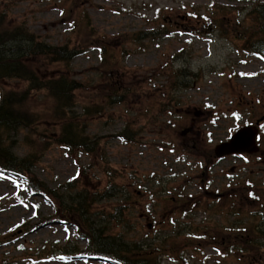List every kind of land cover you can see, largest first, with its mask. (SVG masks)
<instances>
[{
  "label": "rangeland",
  "instance_id": "obj_1",
  "mask_svg": "<svg viewBox=\"0 0 264 264\" xmlns=\"http://www.w3.org/2000/svg\"><path fill=\"white\" fill-rule=\"evenodd\" d=\"M255 2L0 0L2 19L12 26L23 25L53 45H76L80 41V31L71 32L74 20L80 27L87 24L89 33L91 28L90 39L99 40L95 43L101 42L103 35L109 38L108 56L113 61L109 65L115 64L117 82L126 90L129 87L128 90L139 91L129 94L126 102L114 109L104 108L100 115L88 118V133L99 139V150L92 154L80 149L68 152L52 141L59 125L44 110L43 93L34 92L32 109L26 108L29 116L41 119L42 124L37 127L38 133L28 129L25 138V130H18L14 153L24 157L33 152L37 159L33 173L51 188L65 193L67 199L81 186L100 190L110 182L122 185L118 198L103 201L97 207L109 210L121 200L134 202L135 207L125 214L132 228L123 229L119 222L113 221L111 231L122 230L127 237L137 240L149 235L146 241L154 245L170 236L168 241L172 244H164L161 252L165 255L159 256L162 264H246L249 256L242 261L237 259L222 241L243 242L242 238L247 237L230 231L231 225L258 224L264 230L263 216L257 213L264 208V122L260 125L263 131L257 154L227 156L218 161L215 146L227 141L238 127L258 118L264 120V59L242 49L243 41L236 38L240 33L235 26L252 24L247 14L255 4H264V0ZM221 7L230 11L227 19ZM232 22L233 38L225 34ZM140 31L153 34L139 45L120 41L121 35ZM97 46H89L87 52L73 59L69 70L73 78L88 82L87 89L91 90L107 83L97 70L100 67ZM122 65L125 69L119 70ZM174 69L188 70L197 76L182 77L187 87L177 90L175 97L166 103L171 108L157 113L156 90L168 83L173 77L169 73ZM25 86L21 80L6 79L0 92L22 90ZM45 127L47 130L43 131ZM125 127L130 130L128 138L122 135L127 141L119 136ZM185 129L189 131L183 134ZM105 164L119 172L115 179L105 173ZM155 176L159 182L162 178L167 180L164 184L170 191L161 193L162 198L158 196L160 189ZM247 182L252 186L255 183L253 189L261 191L260 199L241 194L239 188ZM72 184L76 188L67 187ZM228 185L233 188H227ZM175 196L183 197L182 201L174 202ZM228 196L233 198L227 199ZM201 202L218 203L223 208L221 214L193 210L195 203ZM149 205H153L151 217ZM164 207H168L165 219ZM228 210L238 216L230 215ZM186 211L190 215H185ZM54 213L51 203L32 195L23 179L0 172V264H116L105 257L61 254L54 250L70 241L75 247H86L85 241L78 240L73 226L44 220ZM24 224L29 229L17 233V229H24ZM215 226L217 239L214 234L210 236ZM43 244L49 249L48 255L39 257L36 249ZM180 246V253L171 252ZM254 256L264 260L260 250Z\"/></svg>",
  "mask_w": 264,
  "mask_h": 264
},
{
  "label": "trees",
  "instance_id": "obj_2",
  "mask_svg": "<svg viewBox=\"0 0 264 264\" xmlns=\"http://www.w3.org/2000/svg\"><path fill=\"white\" fill-rule=\"evenodd\" d=\"M219 9L227 19L230 11L222 7ZM247 17H251L252 24L235 25L240 33L236 37L243 39L248 50L264 54V4H258L252 8ZM86 27L89 26L85 24L80 27L76 20L74 32L80 31V41L76 45L66 43L59 46L46 42L23 25L12 26L0 17V87L6 79H17L26 83L22 90L1 89L0 92V170L26 179L27 187L32 192H38L49 199L55 207L54 218L72 223L80 237L86 241L85 252L112 258L119 264H162L159 256L165 255L161 252L164 244H172L168 241L170 236H166L161 244L154 245L150 240L127 238V232L122 230L118 233L111 231L113 221L119 222L123 229L132 228L133 224L125 218V214L131 207H135L134 202L121 200L112 204L109 210L97 207L103 201L111 202L112 199L118 198L117 192L123 189L122 185L110 182L100 190L81 186L67 199L65 193L49 187L33 173L32 169L37 161L33 152L20 157L13 151V145L16 143L15 136L19 129L25 130V138L29 135L28 129L32 133H38L37 127L42 124L41 119L33 120L29 116L30 111L26 108L27 106L32 109L30 103L35 99L32 94L34 92L43 93L44 110L50 112V117L59 125L57 134L54 136L55 140L52 137V141L71 152L80 149L85 154H92L99 150L98 137L91 136L87 132L88 118L100 115L104 108L114 109L125 103L129 94L139 93L138 88L133 91L128 90L130 88L127 87L126 90L124 86L122 87V83L117 82L114 76L115 64L109 65L113 63L108 56L110 39L103 35L101 42L95 43L99 40H91V28L89 33ZM218 27L221 31L223 30L221 20L218 21ZM152 34L151 31L126 33L120 36V41L137 45L142 39L149 38ZM225 34L233 38V22ZM91 45H98L102 49V62L98 71L100 74L103 73V78L107 82L96 90L87 89L88 82L77 80L69 75L72 60ZM128 53L130 52L126 51V54ZM121 69H125L124 65L119 70ZM174 73L182 72L176 70ZM169 87L177 88V82H170ZM163 94V91H157L159 104L156 108L157 113L168 108L166 105L168 98H164ZM46 130L45 127L43 131ZM123 131L121 135L124 134L128 138L130 130L125 127ZM105 167V173L111 180L118 176L117 170L107 164ZM67 187L73 189L76 188V184ZM103 221H107V224L102 225ZM258 226L257 224L240 228L239 234H245L247 237L242 238L243 242H236L237 245L233 243V252L237 259L242 261L249 256L250 260L245 259L246 264H264L261 257L254 256L255 251L260 250L264 253V230ZM69 248L73 251L79 250V248L71 247L70 244L58 250L68 253ZM181 250L182 246L176 247L171 252L178 254ZM37 251L39 256L48 253L45 246L39 247Z\"/></svg>",
  "mask_w": 264,
  "mask_h": 264
},
{
  "label": "water",
  "instance_id": "obj_3",
  "mask_svg": "<svg viewBox=\"0 0 264 264\" xmlns=\"http://www.w3.org/2000/svg\"><path fill=\"white\" fill-rule=\"evenodd\" d=\"M187 130L183 131V134ZM256 128L249 126L239 130L229 141L216 146V155L222 157L230 153L254 152L257 150L255 143Z\"/></svg>",
  "mask_w": 264,
  "mask_h": 264
}]
</instances>
